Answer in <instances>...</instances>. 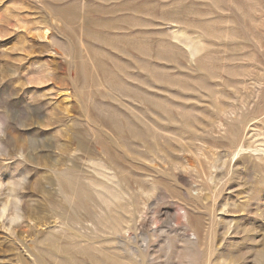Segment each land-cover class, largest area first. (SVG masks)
Listing matches in <instances>:
<instances>
[{
    "label": "rangeland",
    "instance_id": "rangeland-1",
    "mask_svg": "<svg viewBox=\"0 0 264 264\" xmlns=\"http://www.w3.org/2000/svg\"><path fill=\"white\" fill-rule=\"evenodd\" d=\"M0 264H264V0H0Z\"/></svg>",
    "mask_w": 264,
    "mask_h": 264
}]
</instances>
